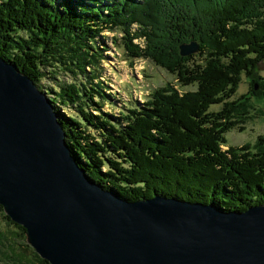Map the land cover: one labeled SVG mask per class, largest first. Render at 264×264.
I'll return each mask as SVG.
<instances>
[{
	"label": "trees",
	"instance_id": "16d2710c",
	"mask_svg": "<svg viewBox=\"0 0 264 264\" xmlns=\"http://www.w3.org/2000/svg\"><path fill=\"white\" fill-rule=\"evenodd\" d=\"M104 32L121 34L128 59L147 55L194 89L166 85L143 103L110 93L99 78ZM189 41L198 51L180 57ZM0 58L48 99L76 165L101 189L233 212L264 204V136L222 149L242 123L240 76L264 61V0H0ZM115 101L121 112L103 110Z\"/></svg>",
	"mask_w": 264,
	"mask_h": 264
},
{
	"label": "water",
	"instance_id": "95a60500",
	"mask_svg": "<svg viewBox=\"0 0 264 264\" xmlns=\"http://www.w3.org/2000/svg\"><path fill=\"white\" fill-rule=\"evenodd\" d=\"M198 51L178 46L180 57ZM0 208L47 264H264V204L127 202L79 168L45 96L0 58Z\"/></svg>",
	"mask_w": 264,
	"mask_h": 264
},
{
	"label": "rangeland",
	"instance_id": "374dc122",
	"mask_svg": "<svg viewBox=\"0 0 264 264\" xmlns=\"http://www.w3.org/2000/svg\"><path fill=\"white\" fill-rule=\"evenodd\" d=\"M139 25L141 24H131V29L135 30ZM101 39L106 49L102 52L103 59L99 63V78L105 81L110 93L118 95L125 102L143 103L155 90L166 85H171L179 91L194 89L192 86L180 88L175 78L157 67L147 55L128 59V54L121 47V34L104 32ZM133 42L138 44L137 47L145 45V40L142 39H134ZM98 44L101 45L100 42ZM42 85L47 86L46 82H42ZM232 100H239L237 113L243 115L236 118L242 123L224 134L223 150L226 147L242 145L251 147L257 136H264V61L257 65L252 77L240 76ZM123 105L125 103L116 101L113 104L105 103L103 110L118 114V111L122 110L119 107H124ZM128 106L136 107L133 103ZM218 108L217 105H212L209 110L216 111ZM238 127H241L242 131H239ZM3 216L0 210V264H39V257L25 243L24 235L4 220Z\"/></svg>",
	"mask_w": 264,
	"mask_h": 264
}]
</instances>
